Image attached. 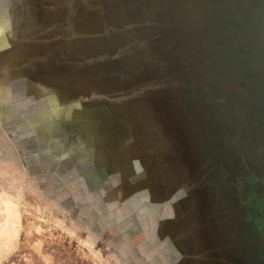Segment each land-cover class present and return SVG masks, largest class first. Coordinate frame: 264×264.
I'll return each instance as SVG.
<instances>
[{
    "label": "rangeland",
    "instance_id": "rangeland-1",
    "mask_svg": "<svg viewBox=\"0 0 264 264\" xmlns=\"http://www.w3.org/2000/svg\"><path fill=\"white\" fill-rule=\"evenodd\" d=\"M133 4L0 0V264H225L136 120Z\"/></svg>",
    "mask_w": 264,
    "mask_h": 264
},
{
    "label": "flooded vegetation",
    "instance_id": "flooded-vegetation-1",
    "mask_svg": "<svg viewBox=\"0 0 264 264\" xmlns=\"http://www.w3.org/2000/svg\"><path fill=\"white\" fill-rule=\"evenodd\" d=\"M133 1L136 120L159 129L165 186L223 263L264 264V0Z\"/></svg>",
    "mask_w": 264,
    "mask_h": 264
}]
</instances>
